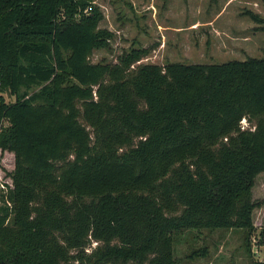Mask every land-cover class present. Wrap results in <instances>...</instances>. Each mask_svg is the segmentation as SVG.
<instances>
[{
	"label": "trees",
	"instance_id": "16d2710c",
	"mask_svg": "<svg viewBox=\"0 0 264 264\" xmlns=\"http://www.w3.org/2000/svg\"><path fill=\"white\" fill-rule=\"evenodd\" d=\"M102 19L94 0H0V264H176L186 229L264 246V59L92 62Z\"/></svg>",
	"mask_w": 264,
	"mask_h": 264
},
{
	"label": "rangeland",
	"instance_id": "374dc122",
	"mask_svg": "<svg viewBox=\"0 0 264 264\" xmlns=\"http://www.w3.org/2000/svg\"><path fill=\"white\" fill-rule=\"evenodd\" d=\"M103 13L100 27L111 31L108 47L95 49L91 61L116 62L130 49L148 53L136 63H222L246 57L264 59V26L247 12L264 17V0H94ZM134 64L133 66H135ZM7 101L14 97L4 94ZM246 119L241 126L247 127ZM13 154L0 153V182L13 169ZM252 197L260 205L251 216L264 225V172L254 179ZM92 241L90 248L95 246ZM246 249L244 230L226 228L186 229L174 235L176 264H250L252 254L262 258L264 246L251 238ZM89 248V247H88ZM89 248V249H90Z\"/></svg>",
	"mask_w": 264,
	"mask_h": 264
},
{
	"label": "crops",
	"instance_id": "0c3cea01",
	"mask_svg": "<svg viewBox=\"0 0 264 264\" xmlns=\"http://www.w3.org/2000/svg\"><path fill=\"white\" fill-rule=\"evenodd\" d=\"M263 253H264V250H263ZM264 256V255H263Z\"/></svg>",
	"mask_w": 264,
	"mask_h": 264
}]
</instances>
